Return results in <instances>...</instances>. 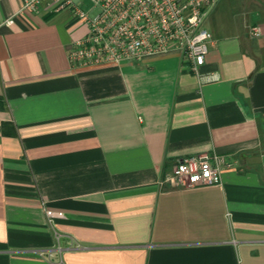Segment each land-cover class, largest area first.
Wrapping results in <instances>:
<instances>
[{
    "label": "crops",
    "instance_id": "0c3cea01",
    "mask_svg": "<svg viewBox=\"0 0 264 264\" xmlns=\"http://www.w3.org/2000/svg\"><path fill=\"white\" fill-rule=\"evenodd\" d=\"M21 1L0 0V264H264V0L216 2L199 75L175 52L72 65L85 24ZM197 153L219 183L163 180Z\"/></svg>",
    "mask_w": 264,
    "mask_h": 264
},
{
    "label": "built area",
    "instance_id": "2783aa9c",
    "mask_svg": "<svg viewBox=\"0 0 264 264\" xmlns=\"http://www.w3.org/2000/svg\"><path fill=\"white\" fill-rule=\"evenodd\" d=\"M217 1L22 0L17 14L30 16L40 8L52 13L67 10L71 19L85 24V35L68 49L72 65L120 64L175 52L199 75L212 40L203 22ZM12 21L9 18L6 22ZM163 180L173 187L217 184L221 180L220 159L206 153L178 158ZM46 215L52 221L58 213L47 210Z\"/></svg>",
    "mask_w": 264,
    "mask_h": 264
}]
</instances>
